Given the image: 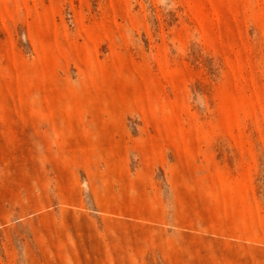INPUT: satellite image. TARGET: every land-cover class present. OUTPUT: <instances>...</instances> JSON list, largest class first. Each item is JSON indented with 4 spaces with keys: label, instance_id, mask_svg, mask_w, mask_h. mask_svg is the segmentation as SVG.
Segmentation results:
<instances>
[{
    "label": "rangeland",
    "instance_id": "rangeland-1",
    "mask_svg": "<svg viewBox=\"0 0 264 264\" xmlns=\"http://www.w3.org/2000/svg\"><path fill=\"white\" fill-rule=\"evenodd\" d=\"M0 264H264V0H0Z\"/></svg>",
    "mask_w": 264,
    "mask_h": 264
}]
</instances>
